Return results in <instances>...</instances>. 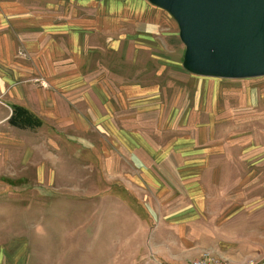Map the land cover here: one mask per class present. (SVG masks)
Returning a JSON list of instances; mask_svg holds the SVG:
<instances>
[{"label": "rangeland", "instance_id": "1", "mask_svg": "<svg viewBox=\"0 0 264 264\" xmlns=\"http://www.w3.org/2000/svg\"><path fill=\"white\" fill-rule=\"evenodd\" d=\"M185 51L149 0H0V120L42 122L0 124L29 153L0 264L264 250V77L197 76Z\"/></svg>", "mask_w": 264, "mask_h": 264}, {"label": "water", "instance_id": "2", "mask_svg": "<svg viewBox=\"0 0 264 264\" xmlns=\"http://www.w3.org/2000/svg\"><path fill=\"white\" fill-rule=\"evenodd\" d=\"M177 21L183 67L220 79L264 77V0H149Z\"/></svg>", "mask_w": 264, "mask_h": 264}, {"label": "crops", "instance_id": "3", "mask_svg": "<svg viewBox=\"0 0 264 264\" xmlns=\"http://www.w3.org/2000/svg\"><path fill=\"white\" fill-rule=\"evenodd\" d=\"M9 118L10 115H8L7 113L5 118H3V120H0V124L5 121L4 119H7L8 121ZM6 135L7 134L6 133L4 134V131L0 129V216L6 214L5 210L9 207L8 202L12 201V196H13L12 194L14 192L28 191V189L24 187L25 185H27V181H26L27 179L24 177L21 170L22 168L25 167L26 162L29 161L27 158H26L27 161L23 159L24 156L27 157V154L29 153L28 151L24 152V146H23L24 143H22V138L17 136L11 137ZM31 155L33 154L31 153ZM34 189L35 188H31L32 191H34ZM8 193L10 195H6ZM202 253L203 251L194 258L201 256ZM212 255L217 258H224L232 262H241L250 258L257 259L260 256H263L262 259H260V261L261 260L264 261V250L254 251L251 254L237 256V257L235 256L227 257L223 255H217L215 253Z\"/></svg>", "mask_w": 264, "mask_h": 264}, {"label": "trees", "instance_id": "4", "mask_svg": "<svg viewBox=\"0 0 264 264\" xmlns=\"http://www.w3.org/2000/svg\"><path fill=\"white\" fill-rule=\"evenodd\" d=\"M12 115L9 118V123L19 129H36L42 125V122L28 109L21 106L12 107Z\"/></svg>", "mask_w": 264, "mask_h": 264}, {"label": "built area", "instance_id": "5", "mask_svg": "<svg viewBox=\"0 0 264 264\" xmlns=\"http://www.w3.org/2000/svg\"><path fill=\"white\" fill-rule=\"evenodd\" d=\"M190 264H264V261L250 258L241 262H232L224 258H217L210 252L205 251L201 256L193 258Z\"/></svg>", "mask_w": 264, "mask_h": 264}]
</instances>
